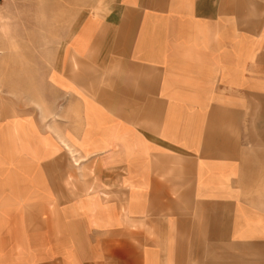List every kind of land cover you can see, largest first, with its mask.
I'll use <instances>...</instances> for the list:
<instances>
[{
  "label": "crops",
  "instance_id": "1",
  "mask_svg": "<svg viewBox=\"0 0 264 264\" xmlns=\"http://www.w3.org/2000/svg\"><path fill=\"white\" fill-rule=\"evenodd\" d=\"M119 2L69 40L56 101L0 118V264H264V199L250 193L264 179V30L218 0ZM72 54L95 70L78 82ZM93 157L124 165L133 194L180 197L206 221L130 207L123 233L120 207H98L93 253L92 212L76 218L56 182L62 160Z\"/></svg>",
  "mask_w": 264,
  "mask_h": 264
},
{
  "label": "rangeland",
  "instance_id": "2",
  "mask_svg": "<svg viewBox=\"0 0 264 264\" xmlns=\"http://www.w3.org/2000/svg\"><path fill=\"white\" fill-rule=\"evenodd\" d=\"M202 1L206 6L205 3L208 1L210 5L211 0ZM119 3V0H0V118L16 114L38 118L40 113L37 108L43 100L47 103L55 100V76L59 75L58 70L63 72L66 69H58V66L63 65V52L78 27L89 15L104 17L116 11ZM217 10L249 23L252 33L264 30V0H218ZM70 60L76 82L83 79L85 72L91 75L95 71L74 54ZM77 163L74 170H68L65 159L62 160L58 165L56 182L60 194L63 191L66 194L67 187L70 191L74 190L73 197L69 193V196H60V199H64L65 205L68 200L69 204L73 201L76 218L83 211L92 212L88 223L91 226L88 243L93 253L98 239L95 227L98 219L93 211L98 207H120L123 233H130L132 226L128 218L130 207H153L163 216L168 212L173 214L185 210L186 215L201 216V223L206 221V215L202 216L198 207H178L180 197H170L171 204H176L173 205L176 207L164 208L162 202L168 197L133 194L130 182L125 178L128 170L122 164L113 170L104 169L98 157L91 158L86 164ZM250 193L252 200L264 199V179L256 181ZM188 202L186 199L184 203ZM65 246L59 243V252ZM59 255L56 264H70L65 259L66 253L60 252ZM47 262L50 261L43 263ZM21 264H35V261L27 260Z\"/></svg>",
  "mask_w": 264,
  "mask_h": 264
}]
</instances>
